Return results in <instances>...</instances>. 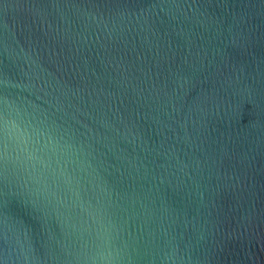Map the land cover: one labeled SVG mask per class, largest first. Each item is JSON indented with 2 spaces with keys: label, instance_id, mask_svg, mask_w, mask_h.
Masks as SVG:
<instances>
[{
  "label": "water",
  "instance_id": "1",
  "mask_svg": "<svg viewBox=\"0 0 264 264\" xmlns=\"http://www.w3.org/2000/svg\"><path fill=\"white\" fill-rule=\"evenodd\" d=\"M0 264H264V0H0Z\"/></svg>",
  "mask_w": 264,
  "mask_h": 264
}]
</instances>
